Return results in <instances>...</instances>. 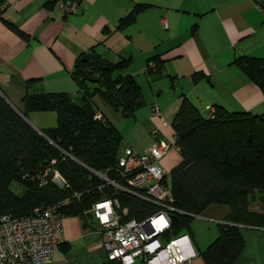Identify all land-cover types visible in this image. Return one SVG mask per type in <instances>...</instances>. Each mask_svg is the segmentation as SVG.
I'll return each mask as SVG.
<instances>
[{
    "label": "crops",
    "instance_id": "0c3cea01",
    "mask_svg": "<svg viewBox=\"0 0 264 264\" xmlns=\"http://www.w3.org/2000/svg\"><path fill=\"white\" fill-rule=\"evenodd\" d=\"M137 3L145 6L132 23L115 28L118 18ZM90 48L110 61L129 57L122 73L131 74L138 83L142 104L140 82L147 80V87L157 91L148 97V109L139 112L140 103L119 119L99 96L92 97L94 114L107 119L120 133L118 122L126 126L119 154L126 145L140 152L159 138H173L170 120L180 93L204 116L207 105L264 113L262 91L232 62L239 54L264 58V7L256 0H80L70 14H63L55 0H0V93L39 132L55 125V112L24 111L23 94L40 89L79 95L70 70L76 58ZM153 54L162 59L160 74L146 71L147 58ZM195 71L203 76L193 82ZM168 75L174 76L173 86ZM159 76L169 80V85L164 82L166 95L161 98ZM179 159L174 144L158 163L168 176ZM249 210L246 218L232 222L238 227L242 248L231 264H264V201L255 198ZM226 211V205L211 203L191 215L188 227L175 234L186 233L195 254L178 264H204L199 252L216 235ZM102 241L92 215L63 214L61 241L53 248L51 260L36 264H120L106 259Z\"/></svg>",
    "mask_w": 264,
    "mask_h": 264
},
{
    "label": "trees",
    "instance_id": "16d2710c",
    "mask_svg": "<svg viewBox=\"0 0 264 264\" xmlns=\"http://www.w3.org/2000/svg\"><path fill=\"white\" fill-rule=\"evenodd\" d=\"M145 4H134L120 16L115 28L132 23ZM9 27L17 30L6 21ZM84 57V58H83ZM152 61L153 64H148ZM232 62L254 82L264 95V58L236 55ZM129 57L116 61L92 48L80 54L70 76L80 93L72 97L64 91H25L24 111L53 110L56 123L39 132L34 129L0 93V213H29L33 207L80 192L78 198L62 205V214L81 213L90 204L110 193L127 217L141 218L154 209L142 198L103 184L92 170L117 175L114 169L122 135L105 118L94 117L92 97L99 96L111 109L131 114L141 103L140 87L129 73H122ZM146 71L160 74L158 54L147 58ZM203 76L191 73V80ZM174 85V76L168 75ZM174 144L180 159L169 170L171 205L183 212L170 211L171 222L165 236L188 227L190 214L200 213L208 204L226 205L225 221L217 225L214 238L199 253L204 264H231L242 248L238 227L232 222L250 214L249 204L264 201V113L230 111L214 106L212 116L202 115L183 94L170 120ZM51 159L53 162L51 163ZM52 166L66 184L58 185L43 171ZM14 182L19 191L10 188ZM100 187H97V185Z\"/></svg>",
    "mask_w": 264,
    "mask_h": 264
},
{
    "label": "built area",
    "instance_id": "2783aa9c",
    "mask_svg": "<svg viewBox=\"0 0 264 264\" xmlns=\"http://www.w3.org/2000/svg\"><path fill=\"white\" fill-rule=\"evenodd\" d=\"M79 1L55 0V3L63 14H70L77 9ZM256 3L264 7V1L256 0ZM206 107L208 116H212L213 107ZM94 117L100 118V114L95 113ZM171 146H174V138H159L140 152L126 145L116 159V176L107 177L104 172L92 170L102 179L101 185L109 184L154 205V209L141 218H125L126 208L119 207L116 197L109 195L93 201L82 210L84 216L92 215L96 220L103 235L107 260L120 264H178L195 254L186 233L172 235L166 240L161 238L169 228L170 211L183 212L171 205L168 176L158 163ZM47 173L54 183L66 184L52 166L43 171L40 183L46 181ZM79 194L74 191L57 201L39 204L24 215L0 213V264L49 262L53 248L61 241L63 214L59 208L78 198Z\"/></svg>",
    "mask_w": 264,
    "mask_h": 264
},
{
    "label": "rangeland",
    "instance_id": "374dc122",
    "mask_svg": "<svg viewBox=\"0 0 264 264\" xmlns=\"http://www.w3.org/2000/svg\"><path fill=\"white\" fill-rule=\"evenodd\" d=\"M168 79V78H167ZM166 77H157L156 80L161 84L163 83V86H161V89H163V92H161V94H159L158 96L161 98V97H164V95H166V91H164V82L169 85V80H167ZM141 84V88H142V96L145 98V102L144 104H140L137 108L139 109V112L141 111H144L146 109L149 108V102H147L148 100V97L149 96H155L157 91H155L154 89H151L150 87H147V80H145V82H140ZM157 84V83H156ZM166 90V89H165ZM136 109V108H135ZM112 112L115 116L116 119H119V118H124L125 115H123L121 112H119L118 110H113L112 109ZM131 119V117H129ZM120 127L122 128L121 131H122V137L126 135V133L124 132L123 130V127L125 129L126 126H123V124H121V122L119 121L118 122ZM10 188H12L14 191H19V187L14 183V182H11L10 183Z\"/></svg>",
    "mask_w": 264,
    "mask_h": 264
},
{
    "label": "water",
    "instance_id": "95a60500",
    "mask_svg": "<svg viewBox=\"0 0 264 264\" xmlns=\"http://www.w3.org/2000/svg\"><path fill=\"white\" fill-rule=\"evenodd\" d=\"M84 58V57H83Z\"/></svg>",
    "mask_w": 264,
    "mask_h": 264
}]
</instances>
